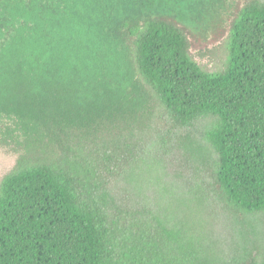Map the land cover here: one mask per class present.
<instances>
[{
  "label": "trees",
  "instance_id": "1",
  "mask_svg": "<svg viewBox=\"0 0 264 264\" xmlns=\"http://www.w3.org/2000/svg\"><path fill=\"white\" fill-rule=\"evenodd\" d=\"M0 146V264H264V0H0Z\"/></svg>",
  "mask_w": 264,
  "mask_h": 264
},
{
  "label": "rangeland",
  "instance_id": "2",
  "mask_svg": "<svg viewBox=\"0 0 264 264\" xmlns=\"http://www.w3.org/2000/svg\"><path fill=\"white\" fill-rule=\"evenodd\" d=\"M208 14H204V11ZM199 20L196 19L199 10L182 9L180 15L186 21L193 36V52L204 62L214 63L218 60L224 39L227 36L226 19L222 18L221 7H202ZM220 12L219 16L215 15ZM15 163V156L0 146V182L3 176Z\"/></svg>",
  "mask_w": 264,
  "mask_h": 264
}]
</instances>
